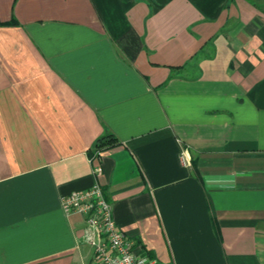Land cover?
I'll list each match as a JSON object with an SVG mask.
<instances>
[{
    "label": "crops",
    "instance_id": "obj_1",
    "mask_svg": "<svg viewBox=\"0 0 264 264\" xmlns=\"http://www.w3.org/2000/svg\"><path fill=\"white\" fill-rule=\"evenodd\" d=\"M95 183L158 264H264V0H0V264H91Z\"/></svg>",
    "mask_w": 264,
    "mask_h": 264
},
{
    "label": "built area",
    "instance_id": "obj_2",
    "mask_svg": "<svg viewBox=\"0 0 264 264\" xmlns=\"http://www.w3.org/2000/svg\"><path fill=\"white\" fill-rule=\"evenodd\" d=\"M181 159L190 164L186 151ZM62 205L65 213L83 217L84 240L94 249L91 264H158L156 258L139 252L135 240L118 226L100 183L69 193Z\"/></svg>",
    "mask_w": 264,
    "mask_h": 264
},
{
    "label": "trees",
    "instance_id": "obj_3",
    "mask_svg": "<svg viewBox=\"0 0 264 264\" xmlns=\"http://www.w3.org/2000/svg\"><path fill=\"white\" fill-rule=\"evenodd\" d=\"M102 142H103V140H100L98 145L100 146L102 144Z\"/></svg>",
    "mask_w": 264,
    "mask_h": 264
}]
</instances>
